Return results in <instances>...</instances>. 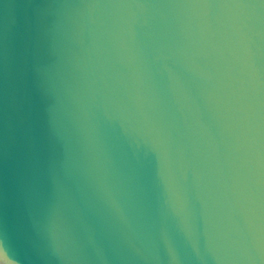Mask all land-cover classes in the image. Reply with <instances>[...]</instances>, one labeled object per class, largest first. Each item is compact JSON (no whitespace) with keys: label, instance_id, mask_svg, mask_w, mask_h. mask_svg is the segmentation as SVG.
<instances>
[{"label":"water","instance_id":"water-1","mask_svg":"<svg viewBox=\"0 0 264 264\" xmlns=\"http://www.w3.org/2000/svg\"><path fill=\"white\" fill-rule=\"evenodd\" d=\"M3 264H264V0H0Z\"/></svg>","mask_w":264,"mask_h":264},{"label":"snow or ice","instance_id":"snow-or-ice-1","mask_svg":"<svg viewBox=\"0 0 264 264\" xmlns=\"http://www.w3.org/2000/svg\"><path fill=\"white\" fill-rule=\"evenodd\" d=\"M0 264H3V260H2V258H0Z\"/></svg>","mask_w":264,"mask_h":264}]
</instances>
